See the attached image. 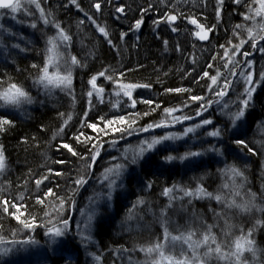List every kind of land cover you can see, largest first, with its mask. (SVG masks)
<instances>
[{"label":"trees","instance_id":"trees-1","mask_svg":"<svg viewBox=\"0 0 264 264\" xmlns=\"http://www.w3.org/2000/svg\"><path fill=\"white\" fill-rule=\"evenodd\" d=\"M37 2L44 9L45 16L53 23H59L72 37L69 52L77 58L79 63L72 68V94L55 91L49 96L37 95L34 80L38 78V72L37 69L32 68V65L43 67L47 57L46 41L50 32L45 31L46 28L38 20L37 27L32 30L24 29L22 37L18 40H12L11 37L10 40H6L7 36H0V82H2L0 83V92L5 91L9 83H16L22 86L32 98V103L25 102L19 108L5 106L4 102L0 100V117L12 121L11 128L5 125L4 127L8 130L0 132V146L5 150V170L0 172V235L6 238L9 235L40 236L44 232L43 229H47L42 225H54L67 213V217L71 219H69V230L66 237L77 252L48 256L44 264H82L80 248L76 242L70 239V236L76 230L75 218L79 211L77 202L86 190H90V187L87 188L89 186L87 182L81 190L80 188L76 189L73 181L85 173H88L86 178L90 180L95 172L93 168H88V164H91L90 160L85 162L77 157H72L67 150L61 149V144L69 143L74 149L88 156L89 153L75 139L81 132L94 137L93 143L96 141L103 143L102 151L104 152L113 145L120 149V147L159 135L168 129L178 130L189 123H196L199 120L198 117H195L199 102L190 101L188 97L196 94L205 97V100L216 101L218 99L208 90L211 80L207 77L201 79L202 69L208 70L207 64H213L210 75H216L219 71V86H223L225 79L236 82L238 77H233L229 71L233 65L229 64V68L223 67L228 60L221 59L224 56V49L219 46L226 45L231 53L232 45L227 44L228 40H232L233 44H239L240 38L248 40L247 29L252 28L253 35H256L259 32L256 25L264 23V21H261L260 17H255L253 21H244L241 13H247V8L237 9L232 0H225L219 27L209 33L210 42H201L194 36L198 29L195 25L188 23L187 17L196 18L198 22L206 25L216 24L214 11L216 0H207L206 8L204 0H164V3H161L160 0H122L123 4L131 5L132 11L128 12L127 19L118 21L114 15L109 16L107 6L103 15L96 14L97 22L101 26H107V31L116 44L114 48L107 44L104 37L96 30V26L86 19L84 12H78L70 0H37ZM94 2L96 0H77L84 11L89 13L95 11L91 7ZM148 4L155 7L145 16L142 29L135 34L129 32L125 41H120L118 39L120 32L128 31L129 25L134 24L135 18L140 17V12L135 10L147 7ZM112 10L114 12V8ZM167 11H173L174 14L183 12V17L177 20L178 33H172L166 24H161L158 29H155L152 23L153 19L162 16ZM81 20L84 21L83 24H79ZM237 24H243L245 27L236 29L239 36L234 38L233 28ZM259 34L264 35V32ZM165 40L168 41L167 45L164 43ZM178 43L184 49L183 52L175 50ZM260 43L264 44V41ZM14 45H18V47H14ZM245 48L252 54L248 59L252 61L253 72L258 78L260 72L264 70V54L253 50L250 42L245 45ZM212 56H216L217 59L213 61ZM193 57L196 59L195 64ZM229 58L232 61H239L235 64V71L241 72L245 58L239 54L230 55ZM105 68L109 69V74L112 75L117 74L111 72L112 69H116L117 72L124 69L125 76L120 78L121 83L151 84V88H139L133 91V98L138 101L135 109L129 106L131 102L127 100L126 96L115 95L117 90H123L118 89L114 83L106 81L103 77L98 78V86L105 87L102 94L103 102L100 98L93 97L90 108L86 93L92 89L88 85V80L92 75L98 74ZM127 69H133V71L129 72ZM187 73H191V75H187ZM193 76L200 80L199 85L193 82ZM181 87L190 89V91L187 93L165 91L168 88ZM213 88L219 90L217 86L213 85ZM235 89L236 87L224 100L229 98L231 111L236 112L239 104L238 98L243 92H237ZM142 99H150L154 103L147 105L139 102ZM185 102L189 104V107L183 109V114L193 116L194 121H184L183 124L171 123V117H167L163 109L167 107L181 108ZM156 104H159L160 107L156 108ZM217 105V103H212L204 115L212 119L216 127L222 128L226 119L218 113ZM85 112L88 113V122H96L98 126H101L99 116L108 115L109 118H113L124 115L127 120V124L124 126L130 125L134 130L133 134H125L123 138L119 132H109L107 136L97 135L81 123L86 119ZM145 112L149 114L145 116ZM132 113H138V115H130ZM61 114L64 115L61 116ZM175 115H182V113L177 112ZM165 119L171 123L167 129L154 128L147 133L138 131L148 124ZM65 121H67L66 125ZM260 126L264 130V84H260L254 93L253 101L250 102L246 119L239 133L256 154L246 153V150L242 151L231 142L230 123L229 133H224L222 137L227 145L226 154L223 155L224 162L243 173L240 175L241 178L249 183L247 191L250 190L257 202L262 203L264 209V137L258 130ZM83 139L84 137L81 136V140ZM220 147L223 148L224 145H220ZM102 151L100 157L103 156ZM167 152L164 148L156 149L148 160L140 163L138 169L132 171L126 180V185L114 194L111 211L106 205L102 208V211L110 214V217L102 219L98 223V250L96 252L101 257L99 264H134L133 256L129 254L134 245L151 235L158 237L161 227L149 212L151 206L158 210L165 208L162 196L165 188H170L173 184L182 186V183L189 187V184L195 181L194 178L202 181V177L206 174L208 175L207 179H211L210 186L217 180L218 176L216 177L215 170L219 167V162L215 157L209 158L208 161L201 159L195 161L194 164L187 163L184 167L156 168L155 165H158L160 158L168 156ZM60 159L67 163L57 164L56 161ZM50 168L60 171L62 175L56 176L54 172L49 173L48 169ZM44 176L50 177V180H45L44 184L52 188L57 195L45 197L44 193L47 192V188H44L42 184L41 188L44 191L38 195L43 199V203H38L35 181ZM149 183H151V188H148ZM203 184L209 186V182H203ZM57 196L63 197L67 201L63 209L60 207V200ZM141 200L146 203H140ZM5 201L17 204V208L10 207L9 212L5 213L3 211ZM179 205L186 209L184 222H182L185 227L182 229H189L191 226L202 228L204 223L206 224L204 228L212 225L213 235L217 236L224 245H226L225 242L240 237L239 234L247 236L248 230L252 229V239H254L256 247L264 250V224L256 223L264 221V212L256 217L248 218L240 216L234 210L221 211L213 201L207 203L192 200ZM213 210L218 215L211 221L209 218H211ZM136 214H140L139 219L142 218V220L137 223L128 222V217L139 216ZM171 214L172 212L168 215L170 221L168 226L169 230L174 231L175 225H181L182 216H171ZM16 216H19L20 220L29 222L35 219L37 226L31 230L25 229L23 224L15 218ZM153 241L158 242L155 239ZM134 257L138 260L135 255ZM208 264L217 263L212 260Z\"/></svg>","mask_w":264,"mask_h":264},{"label":"snow or ice","instance_id":"snow-or-ice-1","mask_svg":"<svg viewBox=\"0 0 264 264\" xmlns=\"http://www.w3.org/2000/svg\"><path fill=\"white\" fill-rule=\"evenodd\" d=\"M29 4H35V7L37 10L40 11V19L43 21L45 25L49 24V20L46 18L44 9L41 8L40 3L37 2V0H27ZM161 3H164V0H160ZM232 2L236 5L237 9H240L241 7L247 8V13H241L243 15L244 21H253L255 17H260L261 21H264V0H232ZM70 3L75 5L78 12H84V16L86 19L92 24L96 26V30L101 34V36L104 37L105 41L110 47H116V44L114 43L113 39L111 38L109 32L107 31V26H101L97 22L96 14L99 13L101 15L104 14L105 7L107 6L108 9V15L109 16H115L116 20L121 19H127L128 18V12L132 11L131 5H125L122 3V0H96L92 4V8L95 10L92 13H89L87 11H84V9L81 7L79 3H77V0H70ZM204 6L205 8L208 6L207 0H204ZM225 6V0H216V6H215V17H216V24H204L198 22L196 18L193 17H187L188 23L195 25V27L198 29V31H195L194 36L199 41H209V33L213 32L216 28L219 27V21L222 19V12ZM155 6L152 4H148L147 7H141L137 8L135 11L140 12V17L135 18L134 24L129 25L128 31H121L119 35V40L124 42L126 37L129 35V32H132L135 34L136 32H139L142 29V26L145 23V16L147 13L152 10ZM175 7V6H174ZM21 4L20 0H0V9H9L12 13H16L20 10ZM114 8V12L113 9ZM27 15H31V13H26ZM183 12L175 13L173 11H167L162 14V16L153 19L152 23L155 26V29H158L161 24H166L170 29L172 33H178L179 32V24L177 23V20L180 17H183ZM15 19V16L12 17ZM20 22V21H18ZM84 21L81 20L79 24H83ZM53 26L57 29L58 38L62 42H70L72 37L66 33V31L62 28V26L59 23H54ZM30 27L36 28L37 24L35 22L30 24ZM245 25L243 24H237L233 28V37H238L239 33L236 32V29H242ZM258 27L259 32L256 35H253V29L248 28V40H244L243 38H240L239 44H233L232 40H228L227 44L232 45L231 53L229 52V49L226 47V45L221 44L219 47L224 49V56L221 57V59H227L228 62L223 65L225 68H229V64L233 65V68L229 69L231 75L233 77L239 75L241 78H243L244 83L246 87L244 88V92L240 95L239 104L237 106L236 112H231L229 108V104L227 101L223 103L221 106V114L227 116V120L223 122L222 128H217L216 125L213 123L212 119H209L205 117L204 113L208 111V108L211 107L212 103H217L220 105V101L222 98L229 96L232 89H234L237 86L238 82H234L232 80L225 79L223 86L218 85V78L220 76L219 71H217L216 75H210V70L213 68V64L209 63L207 64V69H202V77L201 79L207 77L209 80H211V85H208V90L216 96L218 99L216 101L212 100H205V97L201 95L192 94L188 97L190 101L193 102H199L197 105V110L195 112V117L199 118V123H194V126H188L184 128V131L182 134L178 133H168L161 137H153L150 141L143 140L140 142V147L138 152L133 156L131 160H128V157L125 155L124 160L126 163H115L113 167L105 169V173H113V177H109L108 175L104 176V180L108 182V192L106 194L107 199L110 200L112 197V190L119 186L117 184V180L122 176L124 171L126 170L127 164H137L139 161V158L143 157L145 152L150 151L154 149L158 144L162 143L163 141L168 140H181L183 137H189L190 133H196L197 129H203L206 130L205 126H211L213 128L212 131L207 132V136L216 138V143H212L211 141H206L209 144L208 148H204L203 151H192L191 147H195V145H192L189 147V150L182 156H179L178 159L181 161H189V163H195L196 159L199 157H202L203 155L207 153H213L218 156H223L226 154L227 145L225 144L223 140V134L229 133V123L231 124L234 131H231L229 133L231 142L234 143L238 148H240L242 151L246 150V153H251L252 155H255L256 153L253 151V148L249 146L246 139H242L240 137V131L243 127V123L246 119V112L250 106V102L253 101L254 93L257 91V86L260 84H264V70H262L259 74V80H255L253 76V71L251 69L254 68V65L251 60L248 59L252 54L245 48V45L250 42V46L253 50L259 51L261 54H264V44H261V41H264V35H260V32H264V23H258L256 25ZM3 28V25L0 24V29ZM154 29V30H155ZM159 38V36H157ZM56 40L55 37H50L47 41L48 45H51V47L47 48V52L51 53L53 49L56 47V44L54 41ZM165 45L168 44V41H164ZM14 47H18V45H14ZM193 47H195V44H193ZM177 52H183L184 49L181 48L180 44L178 43L176 45ZM117 51L119 49L117 48ZM242 55L244 59V64L247 65L249 71H241L237 73L235 71V64L239 63V61H232L229 57L230 55ZM219 55V53H217ZM72 64L76 65L78 64V60L75 56L72 58ZM211 59L215 61L217 59L216 56H212ZM52 63V58L48 57L45 60L44 66L40 67L36 64L32 65V68L37 69L38 72V78L34 80V84L37 85H43L46 89L50 87L60 88L62 90H66L69 94H72V74L69 70L66 74L61 75L60 73H51L49 72V66ZM193 63H196L195 57H193ZM127 71L131 72L133 69H127ZM195 71V69H193ZM111 72L117 73L116 75L109 74L110 70L105 68L103 71H100L96 75H92L90 79L88 80V85L91 86L92 90H95L97 94H103L105 91V87L98 86V78L103 77L106 81L110 83H114L118 89L123 90V95L127 97V100L130 101V107L132 109L136 108V105L138 101L133 98V91L139 88H151L150 83H121L120 78L125 76V70L121 69L117 72L116 69H112ZM167 75V74H165ZM187 75H191V73H187ZM199 75V74H198ZM193 82L197 85L200 84V80H197L195 76H193ZM2 83V82H0ZM213 85L217 86L219 90L216 88H213ZM92 90L87 91L86 95L89 98V105L91 108L92 100L94 97V93ZM166 92H175V93H187L190 91V89L186 88H168L165 89ZM120 93L117 92V95ZM101 102H103V96H100ZM0 100L4 101L5 106H12L19 108L23 103H32V98L29 96V94L23 89L22 86H19L16 83H9L8 87L5 91L0 92ZM141 103L151 105L154 103V101L150 99H142L139 101ZM160 105L156 104V108H159ZM189 104L184 103L181 108L176 107H167L164 108L163 111L166 114L167 117H171V123L175 124H183L184 121H194V117L191 115L183 114V109L188 108ZM154 110V109H153ZM181 112L182 115H175V113ZM149 113L145 112L144 115L147 116ZM64 114H61L63 116ZM130 115H138V113H132ZM86 119L82 121L81 123L85 125L88 129H91L93 133H97V135L103 134V136L109 135V132H119L121 134V138L125 134L132 135L133 129H131V126L125 127L124 125L127 124L126 117L124 115H118L114 116L113 118H109L108 115L99 116L98 119L100 121V125L96 122L89 123L87 120L88 113L85 112ZM71 119V117H69ZM239 122V123H238ZM135 123V121H133ZM171 123L165 119L161 120L160 122L151 123L148 124L145 127L140 128L139 132H149L151 129L154 128H163L167 129L171 126ZM67 124V121H65V125ZM7 125L8 128H11L12 121L3 117H0V132L7 131L8 128H5L4 126ZM115 126V127H114ZM63 130V129H62ZM81 136L84 137L83 140H81ZM191 139V137H189ZM76 142L80 145H82L87 153H89L88 156H85L83 153L77 151L74 149L69 143H62L61 149L67 150L68 153L71 154L72 157H77L81 161L87 162L88 160L91 161V164H88V168H94L98 158L101 155V151L104 148V144L100 143L99 141H96L93 143L94 137L90 135H85L83 132H81L79 135L75 137ZM102 139V136H101ZM115 141L113 140V144ZM185 144H187V141H185ZM88 145H91V147H88ZM220 145H224L223 148L220 147ZM201 148H203V142L201 143ZM115 157H113V160L115 161ZM167 161H173L177 159V157H174L172 155H168L165 157ZM57 164H66L67 161L60 159L56 161ZM5 170V150L2 146H0V171ZM49 173L54 172L56 176H61L62 173L57 170L48 169ZM231 171L235 173L236 175H243L242 172H239L235 167L231 168ZM88 173H85V175L79 176L77 179L73 181L76 189L84 187L88 180H87ZM45 180H50L49 176H44L40 179H37L35 181L36 183V192H37V202L43 203V199L40 198L38 193L43 192L44 189L41 188V185H44V188H47V192L44 193V196H56L57 194L53 192V189L48 187L47 184H44ZM148 188H151V183L148 184ZM173 191V189L165 188L164 189V195H168L169 192ZM181 191H185L184 189H181ZM197 194H202V196L207 197L209 199L213 198V194L211 192H208L203 187H197L195 192L192 191H185L186 196H194ZM57 198L60 200V207L63 209L65 207V204L67 201L63 197L57 196ZM199 198V197H198ZM215 200L217 202L221 201V196L216 195ZM69 200H71V197H69ZM140 203H143L141 200ZM75 206L73 202V207ZM231 206V205H230ZM236 207L241 208L242 210L247 211L249 204L245 205H235ZM17 208V204L11 203L10 201L4 202L3 211L5 213L9 212V208ZM133 207H136V205H133ZM27 210V209H26ZM262 212H264V209H261ZM214 215H218L215 213V210H213ZM21 224H23L25 229H34L37 225L35 222V219L32 221L27 220H20L19 216L15 217ZM69 219L70 217H67V213H65L64 217H62L60 220H58V224L60 226L51 227L47 225H42L47 228V231L45 232L46 236H50L52 238V243H55V238L66 236L68 234V225H69ZM92 220V217L89 216L88 222L90 226V222ZM258 224H264V221H258ZM49 224H51V221H49ZM211 227V226H210ZM79 230V229H78ZM191 235L189 234L186 238L182 236H172V241L181 240L184 239L185 243H188V247L192 251V255L189 257L181 252L180 256H173V255H166L165 251L163 250L164 246L157 242L156 244L149 246V247H142L140 251L145 252L149 256H158V259H153L152 264H206V257L210 256L213 252L221 259H227L230 261L234 258L235 264H245V258L244 253L250 252L252 256L255 258V264H264V250H260L255 246L253 237V230L249 229L247 236L241 235L238 237L234 242V250L232 249V246H228L230 248L229 251L223 252L222 251V245L221 243H218L215 236H210L208 234H205L202 241L199 242H191ZM164 237L165 240H168L169 238V231L168 228L165 226L164 229ZM84 239H87V237H84ZM211 241V244L209 243ZM2 242V240H0ZM15 243V241H13ZM24 243H36L34 240L26 241ZM215 244V248H213L211 245ZM203 245L207 248V251L203 253L202 256L197 255V250L200 248V246ZM63 247V246H62ZM12 249L10 248H4L0 251L3 252V254L7 255L9 251ZM126 251V250H125ZM97 261L101 259L99 255L95 257Z\"/></svg>","mask_w":264,"mask_h":264},{"label":"rangeland","instance_id":"rangeland-1","mask_svg":"<svg viewBox=\"0 0 264 264\" xmlns=\"http://www.w3.org/2000/svg\"><path fill=\"white\" fill-rule=\"evenodd\" d=\"M21 8L18 12L12 13L9 9H0V24L3 25V28L0 29V36L5 35L6 40H10V37L13 39H19L22 37V31L26 28L32 30L33 28L30 27V24L35 22L37 24V21L40 20V23L46 28L45 31L50 32V36L47 38V41L50 37H55L56 40L54 43L56 44V47L53 49L51 53L47 52V48L51 47V45L47 44L46 41V52L47 57L52 58V63L49 66V72L51 73H60L61 75L66 74L69 70L72 74V68H74L75 65L72 64V54L69 52V44L70 42H62L58 38L57 29L53 26V22L49 20V24L45 25L43 21L40 19V11L36 9L35 4H29L27 0H20ZM42 8V7H41ZM26 13H31V15H27ZM15 16V19L12 17ZM20 21V22H18ZM210 38V34H209ZM1 39V38H0ZM10 42V41H6ZM12 45V44H11ZM45 58V60H46ZM45 63V62H44ZM44 66V65H43ZM240 68H242L240 66ZM241 71H249L247 65L244 64ZM253 71V69H251ZM253 76L255 80H259V77L255 76L253 72ZM238 79L236 82L237 86L235 91L237 92H244V88L246 87L243 78H241L239 75H237ZM36 85L35 93L37 95H51L55 93V91H63L67 92L66 90H62L60 88L50 87L45 88L42 84ZM215 86V85H214ZM259 86V85H258ZM257 86V88H258ZM94 93V98H100L102 94H97L95 90H92ZM117 92L120 94L117 95ZM123 91L117 90L115 92L116 96H121ZM68 93V92H67ZM226 98V97H224ZM224 98L221 99L220 105H217V111L218 113L223 116L226 120L228 119L227 116L221 114V106L225 102ZM3 101V100H1ZM229 104V108L231 106L230 99L228 98L226 100ZM4 102V101H3ZM231 110V108H230ZM235 112V111H231ZM199 123V120L196 122ZM239 123V122H238ZM188 126H194V123H189L188 125H185L178 130L176 129H168L167 131L160 133L159 135L151 136L149 139H143L150 141L153 137H161L168 133H178L182 134L185 127ZM206 130L203 129H197L196 133H190L189 137H183L181 140H168L163 141L162 143L158 144L154 149L145 152L144 156L139 158V161L137 164H127L126 170L122 174V176L117 180V184L119 186L115 187L112 190V197L110 200L107 199V192L108 182L104 180V176L108 175L109 177H113L114 174L109 172L105 173V169L113 167L115 163H126L124 160L125 155L128 157V160H131L133 156L138 152L140 147V142L133 143L131 145H126L123 147H120L118 149V146L113 145L110 146L106 151H102L103 156L99 157L95 166H94V176L89 180L88 184L90 190H86L84 195L80 198V200L77 202L79 211L77 213V216L75 218L76 223V230L74 234H71L70 239L73 242H76L78 247L80 248V254L83 258L82 264H99L100 260L97 261L95 257L99 255V253L96 252L98 250V240H97V232L99 231V225L98 223L102 219H108L110 217V214L104 213L102 211V208L105 207V205L109 208L111 211L112 203H113V196L114 194L122 189L126 185V180L128 176L132 174L133 170H137L140 163L145 162L150 158L151 154L158 148H164L168 152V155H172L174 157H177V159L173 161H167L164 156L160 158V161L158 165H155V167L165 168L167 167H184L185 164L189 163V161H181L178 159L179 156L184 155L188 150L189 147L192 145H195V147H191L192 151H203L204 148H208L209 144L206 141H211L212 143H216V138L207 136L208 131H212L213 128L211 126H205ZM218 128V127H217ZM231 130L234 131V129L231 126ZM260 131V135L264 137V130L261 128V126L258 128ZM185 141H187V144H185ZM203 142V148H201V143ZM259 144H262L258 142ZM113 157H115V161L113 160ZM216 158L219 162V167L215 170L216 177L218 176L217 180H215V183L210 186V180L207 179L208 175L206 174L203 176L202 181L205 183L209 182V186H206L203 184L202 181H200L197 178H194L195 181H192L189 184V187H186L185 183H182V186L179 184H173L169 189H173V191L169 192V194L166 196L164 195V191L162 192V196L164 197L165 201V208L163 210H158L156 207H150V215L153 216V219H155L156 223L159 224L161 227L160 233L158 234V237L154 235L152 237L149 236L148 238L142 239L141 242L136 243L129 253L132 257V260L134 261V264H152L153 259H158V256H149L145 252L140 251L142 247L146 248L149 246H152L156 244L157 242H154L153 239L161 243L164 248L166 255H173V256H180L181 252L187 256L192 255L191 249L188 247V243L184 242V239L177 241H172V236H182L186 238L189 234L191 235V242H199L203 240V237L205 234H208L210 236H215L212 233V225H209L208 227L204 226L205 223L202 225V228H197L194 226H191L189 229H182V227H185L184 224L182 225V222H184L185 218V207H182L179 204L182 203H189L192 200H198L202 202L212 203L215 202L221 209V211L226 212L227 210H234L236 211L240 216L244 217L247 216L248 218H251V216L256 217L257 215H261L263 212L261 211L262 203L257 202V199L255 196L250 192V190L247 191V185L249 183L246 181H243L240 175H236L231 171V166L227 165L224 162V156H218L213 153H207L203 155L202 157H199L196 159V161L204 159L205 161H208L209 158ZM215 165V163H214ZM153 169V168H152ZM185 169V168H184ZM2 172V171H0ZM137 172V171H136ZM135 172V173H136ZM207 179V180H206ZM206 180V181H205ZM199 181V183H197ZM203 187L208 192H211L213 194V198L209 199L207 197L202 196V194H197L194 196H186L185 191H192L195 192L197 187ZM84 188V187H82ZM181 189H184L185 191H181ZM249 189V188H248ZM81 190V188H80ZM219 195L221 196V201L217 202L215 200V196ZM199 197V198H198ZM146 203V202H144ZM142 203V204H144ZM141 204V205H142ZM249 204L248 210H242L239 207H236L235 205H245ZM140 205V206H141ZM231 205V206H230ZM139 206V207H140ZM172 212V215H181V222L180 226L174 227V231L169 230V216ZM137 213V212H136ZM137 217L130 216L128 217V222L134 223L141 221L139 217H141L140 214ZM89 216L92 217V220L88 222ZM216 215L214 213L211 218H209L212 221V218L214 219ZM55 221V219H54ZM256 221V220H255ZM257 223V222H256ZM157 225V224H156ZM257 225V224H256ZM60 226L57 223H54V225H51V227ZM165 226L168 228L169 231V238L168 240H165L164 237V229ZM211 226V227H210ZM258 226V225H257ZM210 227V229H209ZM22 229H24L22 227ZM69 229V227H68ZM79 229V230H78ZM21 230V229H20ZM44 232L39 235H33V236H13L9 235L7 238L5 236L0 235V250L4 248H10L12 249L7 253V255L3 254L2 251H0V264H44L48 256L58 255L60 253L68 252L70 254L76 253V248H73L71 244H69L67 237L62 236L55 238V243H52V238L50 236H46L45 232L47 229H43ZM155 234V233H154ZM20 235V234H19ZM245 236V234H242ZM238 236H241L240 234ZM84 237H87V239H84ZM216 240L218 243H221V240H218L217 236ZM238 237H236L237 239ZM229 240V242H225L226 245L221 243L222 245V251L227 252L230 250L228 246H232L231 250H234V242L235 240ZM34 240L36 243H24L26 241ZM15 241V243H13ZM71 242V241H70ZM211 244V241H209ZM63 246V247H62ZM213 248H215V244L211 245ZM256 246V245H255ZM207 251V248L203 245L200 246V248L197 250V255L202 256L204 252ZM137 257L138 260L134 257V255ZM100 256V255H99ZM245 258V264H255V258L252 256L250 252L244 253ZM231 259V264H235L234 258ZM215 261L217 264H230V261L227 259H221L219 258L214 252L206 257V264L208 262Z\"/></svg>","mask_w":264,"mask_h":264},{"label":"water","instance_id":"water-1","mask_svg":"<svg viewBox=\"0 0 264 264\" xmlns=\"http://www.w3.org/2000/svg\"><path fill=\"white\" fill-rule=\"evenodd\" d=\"M201 42H207V41H201Z\"/></svg>","mask_w":264,"mask_h":264}]
</instances>
